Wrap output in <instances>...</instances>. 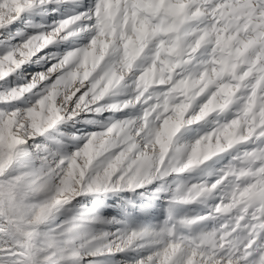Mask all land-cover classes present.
Returning <instances> with one entry per match:
<instances>
[{"label":"snow or ice","instance_id":"1","mask_svg":"<svg viewBox=\"0 0 264 264\" xmlns=\"http://www.w3.org/2000/svg\"><path fill=\"white\" fill-rule=\"evenodd\" d=\"M117 255L264 264V0H0V264Z\"/></svg>","mask_w":264,"mask_h":264},{"label":"rangeland","instance_id":"2","mask_svg":"<svg viewBox=\"0 0 264 264\" xmlns=\"http://www.w3.org/2000/svg\"><path fill=\"white\" fill-rule=\"evenodd\" d=\"M50 22V20H49ZM29 71L34 70V66H28ZM103 116L97 117V119L103 120ZM82 127V126H78ZM129 194L125 193L123 196L125 198L128 197ZM133 203L136 205L135 208L129 207L127 209L130 219L133 221V226H135V222H143V223H152L155 224L160 220L164 219V197L161 196V199L154 200L150 195V191L146 192L143 197H139L136 194H132ZM110 206L104 209V215L112 216V215H119L120 210L116 206L121 203L119 198H113L112 200L107 201ZM145 204H147L148 208L145 209ZM143 209V211H141ZM199 211V209H196ZM181 213L188 211V209H180ZM114 264H124L125 257L117 255L112 258Z\"/></svg>","mask_w":264,"mask_h":264},{"label":"bare ground","instance_id":"3","mask_svg":"<svg viewBox=\"0 0 264 264\" xmlns=\"http://www.w3.org/2000/svg\"><path fill=\"white\" fill-rule=\"evenodd\" d=\"M148 208V206H147V204H145V209H147Z\"/></svg>","mask_w":264,"mask_h":264}]
</instances>
